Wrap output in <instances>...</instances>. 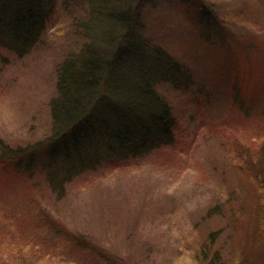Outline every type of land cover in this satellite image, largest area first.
Wrapping results in <instances>:
<instances>
[{"label":"rangeland","instance_id":"rangeland-1","mask_svg":"<svg viewBox=\"0 0 264 264\" xmlns=\"http://www.w3.org/2000/svg\"><path fill=\"white\" fill-rule=\"evenodd\" d=\"M72 1L47 0L29 54L0 46L6 144H44L51 133L56 67L75 46L72 21L86 5ZM202 1L226 36L206 35L199 7L187 11L183 0H145L141 13L147 36L189 72L181 86L156 85L175 118V144L103 160L61 198L47 193L45 172L31 182L0 164V264H203L202 237L222 226H232L239 264H264L259 204L249 180L240 184L251 179L248 148L264 146V0Z\"/></svg>","mask_w":264,"mask_h":264},{"label":"trees","instance_id":"trees-1","mask_svg":"<svg viewBox=\"0 0 264 264\" xmlns=\"http://www.w3.org/2000/svg\"><path fill=\"white\" fill-rule=\"evenodd\" d=\"M196 1L183 0L187 11L199 7L198 22L204 24L206 35L226 36L214 7ZM81 2L86 4L84 14L80 10L72 21L75 46L56 67L46 142L11 146L0 141L1 168L31 182L36 169L45 172L47 193L57 198L64 196L66 183L103 160L119 162L175 144V118L156 85L178 86L189 78V72L143 29L145 0H73L72 4ZM48 11L47 0H0V46L19 57L29 54L40 42ZM238 147L241 154L243 148ZM250 149L251 157L244 161L251 179H243L247 186L240 184L247 188L250 183L256 195L257 231L264 241V146ZM231 228L204 233L199 255L203 264L241 262L236 250L228 247L234 236Z\"/></svg>","mask_w":264,"mask_h":264}]
</instances>
